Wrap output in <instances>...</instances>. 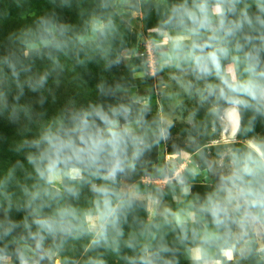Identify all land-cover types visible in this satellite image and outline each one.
Masks as SVG:
<instances>
[{
  "label": "rangeland",
  "instance_id": "1",
  "mask_svg": "<svg viewBox=\"0 0 264 264\" xmlns=\"http://www.w3.org/2000/svg\"><path fill=\"white\" fill-rule=\"evenodd\" d=\"M193 3L0 0V264H38L37 240L53 264H264V225L217 227L206 210L210 196L231 195L222 178L237 158L260 152L253 138L264 140V116L237 110L241 97L218 99L223 75L264 70V0H223L226 23L241 27L226 37L220 79L169 54L188 38L174 12ZM207 3L221 11L219 0ZM95 107L128 109V129L148 145L134 171L114 182L71 166L41 175L28 161L40 151L32 142ZM101 186L114 193L115 224L101 219ZM48 218L61 225L52 234L36 223Z\"/></svg>",
  "mask_w": 264,
  "mask_h": 264
},
{
  "label": "clouds",
  "instance_id": "2",
  "mask_svg": "<svg viewBox=\"0 0 264 264\" xmlns=\"http://www.w3.org/2000/svg\"><path fill=\"white\" fill-rule=\"evenodd\" d=\"M222 2L219 0L217 4L221 11L215 14L208 10L207 0H199L198 3L194 0L191 9L179 5L174 12L178 23L187 29L188 38L172 42L169 54L175 60L189 62L198 77L215 75L217 79L221 78V59L228 55L226 37L232 36L235 29L241 27L239 21L226 23ZM232 2L235 3V0ZM248 23L251 24V21ZM245 70L248 78L244 80L233 82L230 77L223 75L218 99L231 106L234 103L232 96L241 97L236 105L237 110L240 107L251 108L264 116V70L257 71L253 66H247ZM216 90L217 86L208 89L209 92ZM110 112L111 115L102 107L81 110L73 118V126L69 131L63 134L45 131L32 142L33 147L40 151L38 155L28 157L29 163L35 161L41 165V175L56 174L71 166L79 168L82 173L87 172L113 182L117 176L134 171V161L148 145L143 137L133 136L128 129V109L112 108ZM115 117L123 118L125 125L121 126ZM224 119H228L226 110ZM164 133L162 129L161 138ZM253 141L259 146L260 152H245L237 158L235 170L222 178V184L227 186L222 191H231V195L227 199L208 198L206 210L217 227L235 225L244 232L256 225H264V140L253 138ZM96 191L104 197L101 219L115 224L117 207L113 206L110 199L114 193L106 186ZM65 215L70 213L61 210L60 216ZM36 223L39 229L49 234L61 227L60 222L53 218L37 220ZM94 242L99 243V240ZM36 244L39 247L40 240ZM21 264L26 262L21 261ZM99 264H103V261Z\"/></svg>",
  "mask_w": 264,
  "mask_h": 264
},
{
  "label": "water",
  "instance_id": "3",
  "mask_svg": "<svg viewBox=\"0 0 264 264\" xmlns=\"http://www.w3.org/2000/svg\"><path fill=\"white\" fill-rule=\"evenodd\" d=\"M35 249H36L37 255H38V257L36 258V262L38 264H53V262L51 260H48V258L46 257V255L44 254V252L42 251V249L40 247H35Z\"/></svg>",
  "mask_w": 264,
  "mask_h": 264
},
{
  "label": "crops",
  "instance_id": "4",
  "mask_svg": "<svg viewBox=\"0 0 264 264\" xmlns=\"http://www.w3.org/2000/svg\"><path fill=\"white\" fill-rule=\"evenodd\" d=\"M189 256L191 257V260L193 261H198L200 260L199 258V252L196 250V249H192L190 252H189ZM208 262L204 263V264H207ZM203 264V262H202Z\"/></svg>",
  "mask_w": 264,
  "mask_h": 264
},
{
  "label": "bare ground",
  "instance_id": "5",
  "mask_svg": "<svg viewBox=\"0 0 264 264\" xmlns=\"http://www.w3.org/2000/svg\"><path fill=\"white\" fill-rule=\"evenodd\" d=\"M232 117V116H231ZM234 122V121H233ZM233 136V135H232Z\"/></svg>",
  "mask_w": 264,
  "mask_h": 264
}]
</instances>
